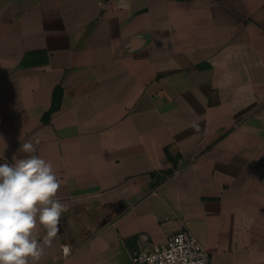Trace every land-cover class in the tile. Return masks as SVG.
I'll use <instances>...</instances> for the list:
<instances>
[{"label": "crops", "instance_id": "0c3cea01", "mask_svg": "<svg viewBox=\"0 0 264 264\" xmlns=\"http://www.w3.org/2000/svg\"><path fill=\"white\" fill-rule=\"evenodd\" d=\"M37 139L68 209L40 264L180 231L264 264V0H0V163Z\"/></svg>", "mask_w": 264, "mask_h": 264}, {"label": "clouds", "instance_id": "9594fccd", "mask_svg": "<svg viewBox=\"0 0 264 264\" xmlns=\"http://www.w3.org/2000/svg\"><path fill=\"white\" fill-rule=\"evenodd\" d=\"M39 142H24L23 157L14 154L11 162L0 163V264H40L68 210L59 195L64 181L53 163L37 154ZM70 253L65 245L63 255Z\"/></svg>", "mask_w": 264, "mask_h": 264}, {"label": "built area", "instance_id": "2783aa9c", "mask_svg": "<svg viewBox=\"0 0 264 264\" xmlns=\"http://www.w3.org/2000/svg\"><path fill=\"white\" fill-rule=\"evenodd\" d=\"M63 247L62 257L67 258L63 255ZM132 263L212 264V261L203 244L193 233L190 231H180L169 237L164 245L156 246L152 251L134 252L132 254Z\"/></svg>", "mask_w": 264, "mask_h": 264}, {"label": "trees", "instance_id": "16d2710c", "mask_svg": "<svg viewBox=\"0 0 264 264\" xmlns=\"http://www.w3.org/2000/svg\"><path fill=\"white\" fill-rule=\"evenodd\" d=\"M62 95H63V90L61 87H56L54 91V98H53V103L50 108V110L46 113L45 119H48L53 112L58 110L61 106L62 102Z\"/></svg>", "mask_w": 264, "mask_h": 264}]
</instances>
